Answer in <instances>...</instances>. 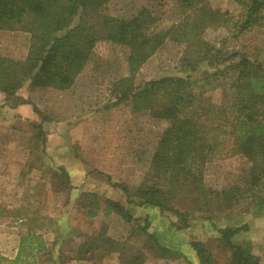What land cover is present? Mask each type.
<instances>
[{
	"label": "trees",
	"instance_id": "16d2710c",
	"mask_svg": "<svg viewBox=\"0 0 264 264\" xmlns=\"http://www.w3.org/2000/svg\"><path fill=\"white\" fill-rule=\"evenodd\" d=\"M158 1L162 8L169 4L172 20L148 9L130 18L112 17L105 13L107 0H0V31H22L30 36L23 60L0 56V94L4 106L15 109L31 105L30 100L21 101L18 96L25 85L30 93L47 89L69 91L97 45L119 49L127 76L113 83L112 106L122 104L132 113H146L153 121L165 124L148 173L135 189L121 184L111 186L121 191L124 203L100 200L88 191L74 194L76 188L63 166L50 165L51 179L58 180L56 189L67 186L72 197L68 203L75 202L88 220L95 218L101 209L105 215L118 216L130 226V234H139L151 245L150 252L158 255L156 258L178 256L186 264H192L184 256L192 252L198 264H218L201 242L190 243V253L180 250L182 244L166 246L161 232L154 227L151 230L156 216L149 213L136 218L130 208H147L158 212L160 218L162 213L176 216L180 226L172 227L177 231L190 227L187 215L173 206L174 201L183 198L189 199L193 211L207 215L240 207L249 200L247 205L255 209L254 215L264 209V61L252 60L205 40L208 29L228 23L227 13L213 9L211 0ZM228 1L241 8L234 30L241 33L264 26V0ZM168 46L180 49L177 61L165 70L162 63L156 69L151 68L153 60ZM149 65L156 77L145 80L141 73ZM200 66L207 75L195 81L192 75ZM219 81L218 86L227 96L215 105L205 96L215 90ZM32 109L39 122H31L29 126L35 131V148V142L41 148V155L36 158L41 159L46 157L42 127L50 118L37 107ZM220 137L230 143L231 155L243 162L238 175L220 190H214L205 185L204 169L221 145ZM51 190L56 192L54 187ZM205 218L209 220L211 216ZM66 219L63 215L62 220ZM211 226L230 252L226 264H260L258 257L234 242L235 237L250 231L247 223L224 228ZM119 243L101 228L96 239L87 238L80 246L79 254L104 250L117 253L119 264L145 263L140 254L131 258L122 254L124 245Z\"/></svg>",
	"mask_w": 264,
	"mask_h": 264
},
{
	"label": "rangeland",
	"instance_id": "374dc122",
	"mask_svg": "<svg viewBox=\"0 0 264 264\" xmlns=\"http://www.w3.org/2000/svg\"><path fill=\"white\" fill-rule=\"evenodd\" d=\"M210 5L227 13L228 23L208 29L205 40L263 62L264 26L239 33L233 26L240 17L241 8L228 0H211ZM168 6L160 7L158 0H107L104 9L107 15L117 18H130L142 9H148L170 21L173 17L170 18ZM29 40V34L22 31H0V56L23 60ZM96 48L69 91L47 89L30 93L28 85L24 86L18 96L21 101H31V105H26L32 112L29 118L23 115V108L18 114H12L14 112L4 106V97L0 94V255L2 244H7L10 250L17 248L18 237L26 235L27 227L45 230V225L61 223V217L66 215L69 225L77 227L84 223L90 234L101 225L105 234L124 245L121 253H127L128 258L140 254L145 259L144 264H186L178 256L156 258L158 255L150 252L151 245H147L139 234H130V226L113 213L105 216L101 213L96 219L88 220L75 202L68 203L72 197L68 195L67 186L56 189L58 180L51 179L50 165L63 166L76 177L73 183L83 181L87 191L100 200L109 198L124 203L121 191L111 186L121 184L135 189L141 184L148 173L158 136L165 128V124L153 121L146 113H132L122 104L112 106V85L127 76L124 61L115 47L99 44ZM178 49L166 47L150 64L153 65L151 68L156 69L158 63H162L164 70L170 67L171 62L177 61ZM150 65L142 70L145 80L156 77ZM206 75L205 68L200 66L192 79L202 80ZM219 84L220 81L215 84V90L205 96L215 105L227 96ZM32 106L50 118L42 127L46 136V157L41 159L36 158L41 155V148L39 142H35V148V131L29 126L31 122H39ZM220 141L221 145L204 169L205 185L214 190H220L238 175V167L243 162L231 155L229 142L223 137ZM249 202L207 215L193 211L189 199L183 198L174 201L173 206L187 215L188 229L177 231L172 225L180 226L179 218L167 213H162L160 220L153 222V227L161 232L166 246L177 243L185 244V248L192 242H201L218 264H226L230 252L220 243L211 224L224 228L247 223L250 232L235 237V244L248 251L253 247L252 254L264 255V209L254 215L255 209L247 205ZM208 216L211 219L205 218ZM28 246L38 247V242L33 241ZM27 249L22 255H31V250ZM261 262L264 264V259ZM1 263L6 262L0 260Z\"/></svg>",
	"mask_w": 264,
	"mask_h": 264
},
{
	"label": "crops",
	"instance_id": "0c3cea01",
	"mask_svg": "<svg viewBox=\"0 0 264 264\" xmlns=\"http://www.w3.org/2000/svg\"><path fill=\"white\" fill-rule=\"evenodd\" d=\"M22 108L25 109L23 115L29 118V116L32 115V112L27 109L26 105L18 106L15 109H12V112H14L12 114H18ZM67 172L70 174L74 188H76L74 194L87 192L84 182L82 181L79 184L73 183V180H75L76 177L71 175L72 171L67 170ZM130 212L136 218L144 217L149 213L151 216H156V221H159L158 218H160L158 212L155 213V211H149L147 208L143 209L132 207L130 208ZM101 213L105 216L104 209H101L96 217L91 219V221L96 219ZM67 220L68 219L63 221L61 217V223L53 225L49 223L47 226L45 225V230H41L39 227H27L26 235L24 234L23 236L21 235L20 238L18 237V245L16 249L10 250L7 244L6 246H3L2 244L1 247L3 248V252L0 255V260L6 262L4 264H119V255L117 253H107L104 250H95L94 252H89V254L80 255V246L87 240V238L96 239L102 226L100 225L93 231V233L90 234L88 228L83 225L84 223L81 226L75 227L73 225H69ZM152 229L153 226L151 227V230ZM125 234L126 232L124 233V236ZM33 241L38 242V247L33 248L28 246L31 245ZM182 245L185 246V244ZM252 248L253 247H251L250 252L253 251ZM26 249L27 251L31 250V255H22ZM183 249H186L190 253L189 245L185 248H180L181 251ZM184 256L192 264H198V260L194 253L191 252L190 255ZM253 256L258 257L260 259V264H262L261 261L264 259V255L253 254Z\"/></svg>",
	"mask_w": 264,
	"mask_h": 264
}]
</instances>
